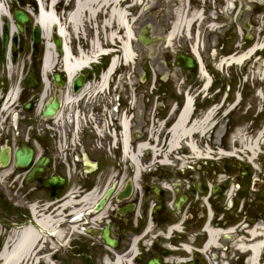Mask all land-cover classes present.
<instances>
[{
    "label": "rangeland",
    "instance_id": "rangeland-1",
    "mask_svg": "<svg viewBox=\"0 0 264 264\" xmlns=\"http://www.w3.org/2000/svg\"><path fill=\"white\" fill-rule=\"evenodd\" d=\"M27 1L31 2V0ZM30 2H28L29 5ZM130 6L129 23L133 35V39H131L130 42L135 56L133 63L127 66L122 65L123 61L120 58L121 54L118 52L119 45L109 44L106 39L108 29L102 30V28L99 27L96 30L93 26L95 21L80 28L78 33H74L69 28V30L67 29V40L71 43V50L76 51L75 49L78 48V45H81L78 41H81L85 44L86 50L89 52L92 41L85 40L82 31L88 36H91V27L94 28L98 33V38L103 48L113 50L103 61L108 64L110 58L113 56H117V59H119V69L115 72V76L111 78L112 82L110 83L115 87L113 88L114 91L111 90L110 93V95L112 94V99L117 97L114 96V94H116L120 95L121 101H126L127 97L131 96L132 89L135 88V105H138L140 100L146 105L145 119L151 118L152 116L156 118L157 116L161 117L165 115L166 110L153 111L154 103L158 105L163 103L167 105L166 109H170L173 105L172 102L178 98L179 85L182 83L183 88L193 84L200 85L201 87H199L194 94H199V100L203 101V94L205 92H201L202 77L199 74V66L201 65L202 68H204L210 81L213 82L212 89L214 92L210 94V99L208 100H215L214 105H216L215 107L217 110L212 117V129L205 134V136L195 135L193 140L202 154L200 158H206L199 160V162H208L206 165H203V169L208 170L206 173L208 177L204 179V183L212 182L215 185L223 186V194L219 198L224 199L220 203L221 206L227 205L226 202L228 199H234L233 202L236 203V208L224 210V214L228 216V219H233V224L230 226L231 229H234L235 232L239 229L242 231L233 234L231 241H226L221 237L218 241L219 248H211L204 256H200V264H247L249 254L238 252L235 249V245L239 239H244L246 241L248 239L246 231L252 229L256 222L264 218V0H134L130 3ZM183 9L186 11L184 10L183 12ZM181 10L185 16L200 14L201 20L194 22L188 32L186 30V32L181 33L179 30L173 35V39L167 42L166 36L176 27V17ZM59 14L64 18L65 22L66 14L64 12H60ZM4 21L5 20H3V22ZM62 21L63 19L61 22ZM146 24L151 25L150 37L154 40L160 38L159 41L150 46L142 45L138 39L141 29H143ZM243 25L247 28L246 30L243 28ZM246 34L252 39L247 45H244V35ZM15 35L17 39L15 51L17 54H20L16 61H12L10 74L12 79L8 85L10 89L15 87V83L20 78L19 76L24 79L27 75L30 63L28 59L29 54L32 50L35 51L33 47L37 46L36 50L41 51L43 55L46 43L44 38H40L39 43L33 46V37L29 28H26L21 36H19L17 32ZM121 35L122 34L119 36ZM2 38L3 30L0 29V48ZM10 43V54H12L14 49L12 40ZM50 43H52V37L50 38ZM254 46L260 49L255 50V52L240 65H221V62L226 58L244 55L248 49ZM195 48H197L200 65L198 64L196 70L193 69V75L191 76V81H189L187 80V75H183L180 68L175 65L174 60L175 56L179 53L191 56V51ZM40 66L38 73L39 80L42 77L40 74ZM47 78L49 80V76H47ZM97 83H99L98 78L95 80L94 84L98 85ZM41 85L43 89V84ZM63 85L65 88V78ZM5 95L6 92L0 91V103L4 100ZM48 95L49 92H47V97ZM99 95L100 97H104L107 93L103 91V93H99L98 96ZM139 95H142V97ZM237 99L239 103L235 104ZM109 100L107 98L104 99L106 107L109 105ZM73 104L74 103H72V105ZM85 105V109L83 108V110H87L88 112L92 103H87ZM69 106H65L66 109H70ZM124 106L127 107L128 104H124L123 107ZM92 107H94V105ZM6 114L7 112H2V116ZM176 115L175 113L173 117H176ZM30 116L32 118L38 117L36 106ZM137 116L138 115H136V118ZM173 122L174 119L171 120V123ZM45 126H47V124ZM39 129L46 130L44 126H39ZM61 129L63 130L62 127ZM167 129H159L158 125L154 126V136H157L159 132H164L162 137L158 138V141H154L153 139L150 140L151 145L156 146V150L159 154L156 157V161H160L164 158L163 155L165 154L167 142L170 137L167 133ZM260 131H262V133L260 138L256 141L258 154L252 156L250 152L242 150L241 140L245 141V144L250 145L254 143ZM86 136L84 151L87 158H89L91 162H94L93 160L97 161V159L99 162L102 155H104V166L97 174H87L86 176L81 174V184L86 188V192H88L92 188L91 183L94 182L93 187H95L98 192H101L108 182L110 183V181L115 180L116 171L115 169L112 170L111 165L114 166V163H118L122 167L125 162H121L116 156L115 159H113L112 154H108L107 149L104 148L107 144L106 140L102 143H105V145L99 147L100 145L98 141H96L97 139H95L94 135L88 134ZM139 140H136L135 143H138ZM181 146L184 148L181 151L184 155H182L181 152L177 153V151L169 154L166 158L172 163V166L171 168L163 169L161 176L166 177L164 175L167 173V177L165 179L163 178V180H165V183L171 188L170 191H172V193H174L172 189L174 184L179 182L175 174V171L178 172V169L174 166H179L180 163H184L183 161L188 164L198 163L195 162L198 157L196 156L197 159L190 158L191 154L189 150L184 147V144H181ZM219 153H224L229 156L220 155ZM179 158L183 161H180ZM58 161L59 157L56 159L57 163ZM156 161L153 163L154 165L157 164ZM145 162L146 161L141 162L144 168L146 167L144 166ZM62 165L61 162V166ZM146 171L147 170H145V172ZM171 172L174 174L169 175ZM202 173L203 172H201V174ZM62 174H64V171H62ZM201 174L193 170L192 173H190L191 176L187 177L189 183L187 184L185 182L184 185L192 187V184L198 181V179L203 180ZM186 176L187 175H184V177ZM78 177H80L78 174L71 177V183H73L72 189L78 188ZM15 183L12 180L7 181V178L4 179L0 177L1 236H6L8 233L4 231L5 226L3 224L6 223V220H3V217L5 219L7 215L8 221L17 223V226H19L21 221L17 219L16 213L19 211L28 212L27 204L24 203V197L21 194L20 187ZM255 183H258V186L255 191H253L251 190V186ZM12 185L14 187H12ZM82 193H84V191ZM172 193L168 192L166 199H173L174 194L172 195ZM242 202L244 203L242 212L245 214H240ZM103 214H105V212ZM28 219H26V222ZM227 228L228 226L225 229ZM74 235H76V233H74L73 236ZM204 239L205 237L199 236L200 247L205 241ZM0 240H2V238ZM260 240L261 238L259 237L257 241ZM87 241L88 243L94 242V239L88 236ZM71 246V249L66 247L57 253L58 260L54 262V264H98L96 258L95 260L87 258L90 252L89 249L85 250V254L80 255L82 251L73 247V244ZM223 247H227V251L230 252H221ZM216 250L219 252L218 255ZM48 251L49 250L46 252ZM220 252L225 255H221ZM215 256H218V258L215 259ZM92 258H94V254ZM257 259L258 264L264 261V250L260 252ZM175 262L176 259L170 258L168 264H175Z\"/></svg>",
    "mask_w": 264,
    "mask_h": 264
},
{
    "label": "flooded vegetation",
    "instance_id": "flooded-vegetation-1",
    "mask_svg": "<svg viewBox=\"0 0 264 264\" xmlns=\"http://www.w3.org/2000/svg\"><path fill=\"white\" fill-rule=\"evenodd\" d=\"M70 1V3H67V7L65 3L59 2L55 10L57 12L68 11L74 4L72 0ZM20 2L27 3L25 0H20ZM31 25L32 24L25 27V29L29 28L33 36ZM34 45L35 43L33 41V46ZM2 46L3 43L1 42L0 91L6 92L12 76L8 74L5 69ZM19 54L20 53L17 54L16 52L11 54V63L12 61H16ZM28 59L30 61L28 72L22 82L19 83L16 102L11 109L10 115L2 116L0 111V154L3 153L7 158L6 166L3 167L0 165V177L4 179L7 178V181L12 180L14 183L16 182L15 184L20 187L21 194L24 197V203L27 204V207L35 206L38 209H45L52 206L54 210L60 206L64 194L67 191L71 192V183L67 181L62 174L64 163H73L75 167L81 169L84 176H86L85 172L88 173V171H91L90 174H97L103 169L104 155H102L99 162L97 158V161L93 160L94 163H96L95 170L92 169V165L87 169L84 168L82 164L83 154L86 155L84 151V142L87 138L86 135L92 134L95 136V139H97L96 141H98L99 147L105 145V143L102 144L104 140L107 141L104 148L107 149L108 154H112L113 159H115L116 156L118 160L120 159L121 162L126 163H124L122 167L118 163H114V166L111 165L112 170L115 169L116 173L115 180L110 181L109 187L113 183H122V186L125 187L128 181H137L139 186L138 191L132 188L129 199L125 201L119 202L115 199V196L109 199V205L105 214L96 216L97 214L99 215V213L92 211L93 206L87 208L79 205L81 199L77 198L86 190L80 182L77 192H71L73 199H69V201H72L74 214L66 212L63 213L61 217V219L67 220L63 228L67 231L66 237L62 241L49 242L45 239V241L41 242L39 244L40 248L37 249V251L41 249V252L37 256V264L56 262L58 260L57 253L66 247L71 249L72 244L73 247L82 251L80 255L85 254V250L89 249L90 252L87 258L90 260H95L96 258L98 264L113 263L114 261L117 263L118 258L122 261V264H168L170 258L178 259L183 262L181 264H200V255L198 252L200 248L199 236H203L201 227L206 221L204 202L206 201L209 205L212 213L209 225L212 227L226 228L233 224V219H228V216L224 214V210H232L236 206V203L233 202L234 199L231 200L230 206H221L220 203L224 199L219 198L223 194V186H215L211 189L209 194L205 191L204 179L208 177V174H206L208 170L203 169V165L208 163L205 161L194 164L182 163L176 166L178 172L175 171V174L179 182L175 183L174 186L172 185V189L174 190L173 199H166L168 192L164 191L161 184L165 187L167 186L165 183L166 181L163 180V178L165 179L167 177V173L164 175L166 177H161L162 171L165 168L159 166V161H156V158H154L149 151L147 155L143 152L139 162L146 161L144 166H146L147 171L146 173L140 172L138 177H136L135 164L129 161L127 156L125 158L122 154L124 146L122 143L123 138H121L123 134L121 122L124 118H127L128 129L126 140L128 156L134 157L136 155L137 146L141 140L144 141L151 138L158 141V138L162 137L164 132H159L157 136H154V126L158 125L159 129L164 130L169 128L171 120L176 118L173 117V115L175 113L178 115L182 110L185 98L190 97L193 102L192 111L189 113V120H200L215 103L214 99L208 100L210 99V94L214 92L213 89H202L201 92L205 93L203 94V101H200L199 94L195 95L194 93L201 86L193 84L183 88L182 83L179 85L178 98L172 102L173 105L170 109H166L167 105L163 103L160 105L154 103L153 111L166 110V114L164 113L165 115L161 117L157 116L156 118L152 116L151 118L145 119L146 105L142 103V100H140L138 105H135V88L132 89L131 96H128L126 101H121L120 95L116 94H114V96L117 97L112 99L113 97L110 93L111 90L114 91L113 88L115 87L111 84H108L105 90H103L106 91L107 95H104V97L98 96V85L94 83L95 80L99 78V73L103 69L102 61L100 62V67L99 65L93 66L90 70H85L81 73L83 84L79 90L74 91L72 83L69 87L64 88L61 60L59 55H57L53 60L49 74L48 98L54 99L56 94L59 93L60 107L54 117L47 122H43L40 116L37 118H32L30 116L34 111L35 104L42 90L40 80L38 79L39 61L41 59L40 53L38 51H31ZM181 72L183 75H187V80L191 81L193 69L188 72L181 70ZM28 75L33 77V82L31 84H35V86L25 85ZM57 75L60 77L59 83L55 80ZM85 86L89 87L87 91L95 89V95L91 97L88 95L84 98L83 94L82 97H80L81 99H79V95L82 90H84ZM67 95L71 97V99H76L78 97L73 105H68L70 109H66L67 106H64V98ZM139 96L142 97V95ZM105 98L108 100L110 98V106L108 105V107L105 105ZM87 103H92V106L94 105V107L91 106L88 112L87 110H83ZM124 104H128V106L123 107ZM136 115H138L137 118ZM46 124V130L39 129V126L45 127ZM136 140H139V142L135 143ZM73 143L74 145H72ZM148 144L151 145L150 140H148ZM183 149L184 148L180 147L177 153L181 152ZM197 149L199 150L198 146ZM23 151L31 153L29 162L25 167H16L15 154ZM61 153L65 155L62 166ZM182 155H184V153H182ZM58 157L59 161L57 163L56 159ZM40 161H42V164H40ZM155 161L157 162L156 165L153 164ZM39 168H41L42 172H38L34 177L29 178L32 170ZM193 170L197 171L198 174L203 172L201 174L203 180L198 179V181L192 184V187L189 185L185 186L184 183H189L187 177L191 176L190 173H192ZM4 172H6V174L2 175ZM173 174L174 173L171 172L169 175ZM184 175L187 176L184 177ZM57 178H63V181L60 182ZM51 179H54L55 182L51 183ZM12 187L14 186L12 185ZM201 194L206 195L205 197H207V199H200ZM179 197L183 199H178ZM243 205L244 203L242 202L240 214L244 213L242 212ZM149 209L151 213V225L148 229L144 230ZM122 210H125L123 215L119 213ZM51 213L52 212L43 213V216H49ZM6 216L5 219L4 217L2 218L6 220V223L3 224L5 226V232H11L14 229L22 227V223L24 225L31 221L29 212L19 211L16 213L17 219L21 221L19 226H17V223L8 221V217ZM26 219H28L27 222ZM107 226L109 227L111 237L116 241L112 247L105 244L101 239V232ZM72 227L76 228L75 230L78 234L73 236ZM241 231V229L237 232L234 231V234L240 233ZM166 233L167 238H164L162 235ZM88 236L94 239V242L88 243ZM1 238L0 247L4 245L7 236H0V239ZM181 245H187L189 252H184L181 249ZM169 248L173 249V251L169 250ZM51 249L52 251H50ZM47 250L49 251L46 252ZM221 252L227 253L230 251H227V247H223ZM218 253L217 251V255ZM93 254L94 258H92ZM222 254L223 253H221V255ZM44 257H47V259L44 260ZM217 258L218 256H215V259Z\"/></svg>",
    "mask_w": 264,
    "mask_h": 264
},
{
    "label": "bare ground",
    "instance_id": "bare-ground-1",
    "mask_svg": "<svg viewBox=\"0 0 264 264\" xmlns=\"http://www.w3.org/2000/svg\"><path fill=\"white\" fill-rule=\"evenodd\" d=\"M37 1L40 6V11L35 17V25L40 28L41 38H44L46 40L42 66L44 88L41 95V100L39 101L38 109L46 98L48 91V84L46 82L45 76L50 73L53 60L57 57V51L55 50L54 44L50 43L52 28L56 29L54 35H56V37H58L62 41L61 53L59 51V58L61 59L62 69L67 76L68 82L72 80L77 72L85 68L89 62H94L95 58L110 53V51H104L105 48H103L102 44L100 43L98 33H96V38L92 42L89 52L86 51V47L83 42H80L81 45H79L80 47H82L83 51H81V49L77 53L74 50L71 51L67 40L68 28L74 33H78L80 28L85 27L92 21H95L97 24V28L100 27L102 28V30L108 29V34L106 37L108 43L111 45H119L118 52H120L121 54L120 58L123 61V64L127 66L130 63H133L135 56L130 42L131 39H133V35L130 30L129 12L131 7L130 3L134 0H72L74 5L67 13L65 22L64 18H62L63 21L61 22L59 14L55 10V7L60 0H49L48 4H45L44 0ZM46 5H48V9L44 8ZM184 10L185 9H183V12ZM183 12L181 10V12L177 14L175 22L176 27L166 36L167 42H170L173 39V35H175V33H177L179 30L181 31V33L186 32V30L188 32L194 22L201 20L200 14L185 16ZM6 14V5L5 1L3 0L0 2V20L1 16ZM1 27L2 23L0 21V28ZM15 33V27L11 26V37H13ZM120 34L122 35L119 36ZM258 49L260 48L254 46L248 49V51L244 55H240L239 57L233 56L223 60L221 62V65H240L243 61L248 59L251 54L255 52V50ZM191 52L192 54H194L193 56L197 59L198 64L200 65V60L197 55V48L193 49ZM118 62L119 59L116 60V58H114L112 60L107 72L103 74L99 83H97V93H102L103 90H105L107 80L113 70L117 67ZM199 67L200 76L202 77L203 90H206L209 84V80L208 78H203V76H205V73L202 70V66L200 65ZM88 89V86L84 87V90H82L81 94L79 95V99H81L80 97H82L83 94L84 98H86L88 95L89 97L95 95V89L87 91ZM16 92V90L11 92L10 100H15ZM77 99L78 97L76 99H71V97H69L68 95L65 96L64 106L72 105V103L77 101ZM191 104L192 99L190 97H187L182 112L178 117H176L173 122L174 124L171 125V128L168 130L170 138L167 147L170 153L172 151H177L178 146L184 144L192 155L191 158L196 159L197 157L200 158L202 154L197 149V146L195 145L193 140V136L195 134L203 135L210 129V127L212 126V117L214 116L217 108L214 107L210 109V111H208V113L204 115L201 121L192 122L191 120H189ZM10 107L11 105H9L8 107L3 105V109L1 111L10 113ZM126 119L127 118H124L121 122V130L123 132L122 143L124 146L125 156H127L132 163L138 166L140 153L143 149H145V146L140 145L138 147L136 156H128L126 140L128 125ZM261 133L262 131L257 134L256 139L254 140L255 144L252 143L248 145L245 144V141L241 140L242 150L250 152L252 156L258 154V150L256 149V141L258 138H260ZM155 153H157L156 149ZM219 154L226 155L224 153ZM156 156L157 154L154 155V157ZM141 170L142 168L138 166L137 171L140 172ZM4 174H6V172H4L2 175ZM68 199L71 198L67 196L65 199H63L60 206L54 209L49 216L39 215V211H36L35 206H32L31 215L33 216L34 220L30 221V223L24 224L21 228L12 231V235L4 241L3 248L0 250V264H37V256L41 252V249L38 252L36 251L40 248L39 244L41 242L45 241V239H48L49 242L62 241L66 237L67 231L63 229L66 221L64 219H61V217L63 216V213L66 212H71V214H74L72 201H69ZM97 199H99V193L96 191V189H94L79 201V205L89 208L95 203ZM41 211L45 213L48 212V209L45 208ZM75 229V227H72V234L75 232L77 233ZM205 231L207 232V242L200 251L202 254L207 253V251H209L211 248H216L218 246V240L221 236L233 233L232 230L222 231L217 227H209L208 224L205 225ZM246 234L248 236V239L246 241L244 239L237 240L235 249L238 252L249 254V257L247 258V264H258L257 256L260 252H262V250H264V218L259 221L252 229L247 231ZM259 237L261 238V240L257 241ZM183 249L188 251V247L186 246H183ZM46 259L47 257H44V260ZM116 264H122V261L118 258Z\"/></svg>",
    "mask_w": 264,
    "mask_h": 264
},
{
    "label": "water",
    "instance_id": "water-1",
    "mask_svg": "<svg viewBox=\"0 0 264 264\" xmlns=\"http://www.w3.org/2000/svg\"><path fill=\"white\" fill-rule=\"evenodd\" d=\"M13 19L16 21L15 25H16L19 33H22V25H27L29 22V18L22 11L17 10L13 13ZM243 27H244V29H247L245 27V25ZM7 30H8V27L6 24L4 26V44H6V42H7ZM150 30H151V25L146 24L145 27L143 29H141V31H140L138 39H139V42L144 46H150L153 43L159 41V39H160V38H157L156 40L152 39L150 37ZM38 32H39L38 28H35L34 38L36 41H37ZM246 37H247V39H250V36L247 35ZM14 42H15V39H14ZM54 43L56 44V46H59L60 40L55 39ZM179 58L181 60H183L186 67L191 66V59H184L181 56H179ZM184 60H186V61H184ZM58 80H59L58 77H56V81H58ZM73 86H74V91L78 90L81 87V81L79 78H76L74 80ZM58 108H59V103H58L56 97L53 100H48L47 103L44 105L43 110H42V119L45 120V119L53 116L55 111L58 110ZM30 155H31V153L28 151H23L22 153L17 152L15 154V158H16L15 165H16V167L26 166L27 163L29 162ZM0 163L3 166H5L7 163V158L5 157V155L3 153L0 154ZM40 164H42V161H40ZM36 172H41V169L39 168V169L33 170L30 174V177L32 175H34ZM51 182L54 183L55 182L54 179H52ZM111 192H112V189H109L106 192L104 197L95 205L94 211H99L103 207V205L105 204V202H106L107 198L109 197V195L111 194ZM129 192H130V184L127 183L125 190L118 195L117 199L126 198L129 195ZM122 213H123V211H122ZM225 238L228 239L229 237L225 236ZM102 239L109 246H113L114 241L111 240L109 237L108 228H105L104 231L102 232Z\"/></svg>",
    "mask_w": 264,
    "mask_h": 264
}]
</instances>
